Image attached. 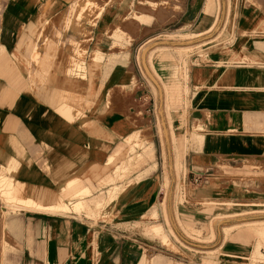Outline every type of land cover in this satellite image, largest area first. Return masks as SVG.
Segmentation results:
<instances>
[{
	"label": "crops",
	"instance_id": "1",
	"mask_svg": "<svg viewBox=\"0 0 264 264\" xmlns=\"http://www.w3.org/2000/svg\"><path fill=\"white\" fill-rule=\"evenodd\" d=\"M83 1L74 2L65 13V28L82 31L73 7ZM203 2L169 0L170 5L189 10L187 17L179 14L173 22L212 23V17L202 18L196 12ZM64 5L63 0H0V166L17 165L15 179L54 195L69 178L71 166L83 169L81 174L75 172L81 182L96 186L97 170H91L92 166H104L106 158L134 132L143 134L151 144L153 159L141 170L149 173L118 197L123 217L119 221L19 211L17 218L5 223L3 234L0 226V264H139L144 253H153V264H243L246 245L242 240L225 238L218 230L208 243L182 235L177 216L185 222L187 219L176 213L181 206L174 205V188L169 186L167 194L162 193L163 164L171 165V172L174 167L169 131L164 127L160 133L151 119L141 126L133 125L135 109L147 108L145 114L154 118L151 91L140 107L144 92L133 87L125 101L116 100L111 109L104 107L97 112L110 91L102 92L107 82L131 88L132 83L143 80L129 52L127 63L114 58L97 97V70L91 74L90 57L102 48L105 41L100 38L119 11L112 9L91 26L85 52L92 55L83 59L87 76L75 78L66 72L73 58L60 49L58 29L51 24L52 36L47 40L37 35L43 7L53 13ZM216 27H220L217 34H223L219 35L222 38L232 34L235 44L207 47L187 59L188 99L183 116L190 133L202 139L200 143L189 140L181 165L187 172L203 176V182L196 186L189 180L193 187L188 188L187 199L195 207L199 201L214 200L232 203L236 207L231 210H242L251 203L264 208V176L228 184L215 174L219 166L237 169L255 165L264 170V0H219L218 17L209 32ZM68 40L70 45L76 44L74 38ZM34 55L36 68L31 63ZM145 69L143 64V73ZM146 74L152 78L149 69ZM61 105L74 111L62 115L58 110ZM250 188L258 192L249 194ZM152 210L167 233L170 226L179 242L169 235L170 240L184 257L166 251L159 240L133 232V224ZM259 214L257 221L261 222L264 212ZM3 244L10 249L4 254ZM219 250L222 252L217 253Z\"/></svg>",
	"mask_w": 264,
	"mask_h": 264
},
{
	"label": "rangeland",
	"instance_id": "2",
	"mask_svg": "<svg viewBox=\"0 0 264 264\" xmlns=\"http://www.w3.org/2000/svg\"><path fill=\"white\" fill-rule=\"evenodd\" d=\"M63 1H65V5L63 7H59L58 10L53 13L48 12V10L45 11L46 7H43V16L41 17V20L37 22V35L40 36L41 34V36L44 35L45 37L44 39H42V37L40 40H47V38H51L52 35L49 29L52 24L58 29L59 34L57 38L60 40V49L62 51H66V54L64 53L65 55H71L73 59H89L92 54H87L85 51L87 50L86 46L91 40L89 37L90 30L93 29L91 26L96 23L98 24L99 18L107 14L112 9L118 10L119 14H113V22L111 23L109 29L103 32V38H100L105 41L102 44V49L107 50L108 53L103 52V54H101V57L98 58L99 63L94 65V68L91 70V74L97 70V85L102 84L104 79L103 70H105V64L110 62L112 57L116 58L119 62L125 61V63H127V53L129 54V52H131L130 57L133 59L132 61L135 64L136 69L140 72L141 79L143 80L136 84L132 83V85H130L131 88L125 87V85H123V87L117 85L119 86L117 87L110 84V82H107L105 87L102 89L103 93H107V91L110 90L109 94L107 95V100L105 101V110L109 108L111 109V106L116 100L125 101L127 95L131 94L129 91L131 89L133 90V87L134 89H139L138 91L144 92V99H142L140 104H138V107H140L142 102L148 101L147 95L148 92L151 91L155 100V113L153 115L154 118L151 116L148 117V115L145 114L148 111L147 108L135 109L133 125L135 127L141 126L143 123H146L148 119H151L153 120V123L155 122L157 125V130L160 133L161 130L166 127L167 132L169 131L171 140V158L174 160L175 155H179L181 162V159L183 160L189 140L194 142L197 139L195 138L196 135L190 133V131L186 128L185 119L183 116L185 115V109L187 106L188 93L187 95L185 94L181 85L184 82V77L182 76L180 70L184 67H187V59L194 52L200 53L207 47L217 46L219 44H222V46L225 44L233 46L235 44L233 35L231 34L229 37L225 38L220 37L223 35L221 33L217 34L218 30H220V27H216L214 28L215 30H213V32H209L208 28L211 26V22H173L172 19L179 14H181L183 18L187 17L189 10L188 7L183 8L178 7L177 5H170L169 0H90L91 5L81 7L82 13L81 16H79V23L83 29H81V32H77L72 28H65V22L63 18L66 16L65 13L72 6V4L78 0ZM203 1L205 2V0H200V3ZM204 2L202 6L200 4L197 7L198 9L196 12L198 14L202 15ZM215 7L206 18L214 17L216 11ZM233 9L234 7L230 5L229 12L232 13ZM99 12L101 16H98ZM229 24L231 26L230 30H232V23ZM118 29H120L123 33L120 34V38L115 40V34L118 32ZM216 34L218 36L213 38ZM69 35L70 37H68ZM68 38H74L76 44L70 45ZM97 40L99 39L97 38ZM34 56L35 57L31 58V63L33 68H36L38 61L36 60V55ZM238 62H244L247 65L251 64L249 61L240 59ZM55 63H57V61ZM143 64H145L146 68L144 73L142 70ZM97 65L99 66L98 69ZM124 67L125 65L122 69H124ZM147 69L150 70L152 78L147 77ZM174 70L177 72L176 75ZM74 77L82 78L79 75H75ZM175 78L179 83V88L177 89V93L174 96L170 91V83L171 80ZM163 83H165L164 85L167 86V95L165 93ZM152 86H154L156 90V95L151 90ZM140 94L141 93L139 92V95ZM102 107L104 109V102H102L99 106V108ZM79 109L80 107H78V111ZM100 114L101 113L97 115ZM180 114H182V118L177 116ZM77 115L80 116L79 112H77ZM138 134L140 135L141 139H138L135 144L139 147L131 150L130 158H134L136 153L141 152L142 155L140 158L143 161L141 165H138L134 168L131 167L128 169V171H126L125 174H123V176L117 177L115 165L119 163L118 160L106 168V173H103L102 177L100 175L101 172L99 173L100 176H97L96 186L92 185V183L88 181L81 182L79 180V177L75 174V172H79L80 174L83 173V169L81 167L80 169L82 171H80L78 168L70 171L69 177L72 178V176H75L77 178L76 182L79 184L78 187L80 188L82 186L91 187V195L94 198L105 197L106 193L110 191L114 185L118 186L120 189L122 188L123 190H125L127 187H132L136 182L142 179L146 173H149L148 170L145 172H142L141 170L144 169V166L148 164L149 160L153 159V151L151 158L146 155L148 152V144L150 143L142 137L143 134L142 136L139 132ZM172 138H174V142ZM125 141L126 139L123 141V145L121 147H126ZM150 149L152 150L151 146ZM126 157H128L127 154L122 156V158ZM120 164L121 162L119 163V166ZM162 171L164 175L162 193L167 194L169 186H171L172 189L174 188V205L175 207L177 205L181 206V209L176 210V213H180L181 218L187 219L185 222L179 219L177 216V222L183 236L191 238L195 241L208 243L213 241L215 237V231L217 232L218 230L225 238H237L240 241L242 240V243H245L246 246L244 247H246V253L244 255L245 257L243 264H264V252L261 253V251H264V237L261 235V233L264 232V222L254 224L255 221L260 219L258 218V216L261 215L259 213L264 212L263 207L254 206V204L251 203L248 207L242 208V210H231L235 209L236 207L232 203L214 200L199 201V205H196L198 207H195V204L189 203L187 199L188 188L196 186L193 182V175L191 172H189V170L187 172V170H185L182 165L179 166L178 170L174 169L173 167V171L171 172V165H167V163L163 164ZM17 174L18 170L14 173L13 177L17 178ZM215 174L217 177L222 179L223 182L233 184L237 182V180L243 181L255 178L257 176H264V170L255 165H242L237 169H230L227 166H219ZM132 175L135 176L131 177ZM7 176L9 177L10 175H8L5 167L0 166V182L3 181L2 179ZM172 179L174 181H172ZM189 180H191L193 186H189ZM65 182L63 185H60L59 188L65 186ZM0 184L1 188L2 182ZM222 189H224V187ZM0 190V226L2 227L1 233L3 234L4 229L6 228L5 223L9 222L11 219L17 218L19 211L25 209L20 206L12 207L9 204L7 205V202L5 201V192L3 191L4 188H1ZM2 192H4V194ZM256 192H258V190L255 188L249 189V194H254ZM121 194H123V192H121L120 195ZM118 197L115 199V201H113V203H110L106 209L104 208L106 211L105 214L100 216L98 219H88L104 221H119L123 219L118 206ZM246 211L248 212L246 213ZM76 216L85 217L84 215ZM156 217L155 211L152 210L150 215H146L143 220L133 224V232L136 231V236L144 237L145 239H151V241L153 239L160 241V238L148 233L152 225L160 224L163 227L164 234L167 235L171 244V247H166L163 245L165 247L164 249H167L166 251H175L181 253L179 250L175 249L172 240H170L171 236L175 241L179 242L170 226L166 223V225H168L167 233L161 221ZM228 226H231V228L226 229L225 227ZM183 227L187 229L188 227L193 228L194 231L189 232V230L183 229ZM211 228H213L214 237H211ZM8 231L13 232L14 230L8 229ZM156 240L155 243H159L156 242ZM255 243L256 246H254ZM1 250L3 254L10 251V249L4 244L1 246ZM216 252L221 253L222 251L219 250ZM152 255L153 253H144V256L139 264H153ZM180 255L181 257H184L182 253Z\"/></svg>",
	"mask_w": 264,
	"mask_h": 264
},
{
	"label": "bare ground",
	"instance_id": "3",
	"mask_svg": "<svg viewBox=\"0 0 264 264\" xmlns=\"http://www.w3.org/2000/svg\"><path fill=\"white\" fill-rule=\"evenodd\" d=\"M91 5V1L86 0L83 1L81 5H76L74 8V14L76 19H80L79 16H81L82 13V6H88ZM216 6V7H215ZM215 7V14H214V21H212L211 26L208 28V31L211 30V28L215 25L216 19L218 17V9H219V3L218 0H205L204 2V9L202 13V18L208 17V15L213 11ZM84 10V9H83ZM95 12V10H94ZM98 16H100V12L98 13ZM140 17V16H139ZM130 22V21H129ZM123 33L120 29H118V32L115 34V40L120 38V34ZM103 49L98 48L97 52H95L94 55H92L91 58V66L94 68V65L98 64V58L101 57V54H103ZM166 58V56H165ZM108 64V65H107ZM105 64V70H103L104 79L105 81L107 75L109 74V71L111 70L113 64H114V57H112L111 61ZM99 66L97 65V69ZM67 74L71 77H74L75 75H79L82 78L87 76L86 67L84 64L83 59H72L69 63V66L67 68ZM176 75V70H174ZM182 76L184 77V82L181 84L185 94L188 93L187 88V80H188V68L184 67L180 70ZM176 77V76H175ZM186 80V81H185ZM164 90L166 95L168 94L166 92L167 86L164 85ZM171 86L170 91L172 92V95L175 96L177 93V89L179 88V83L177 79L171 80ZM125 85V83H123ZM122 85V86H123ZM126 87V85H125ZM102 86L100 84L97 85V97L99 93H101ZM152 92L156 95V90L154 86H152ZM109 92L107 93V95ZM107 95L105 97V101L107 100ZM112 97V96H111ZM99 103H97L98 105ZM106 103H104L105 107ZM102 108H98V111H101ZM59 113L62 115L69 114L71 115L72 111L74 109L69 105H61L59 107ZM76 112V111H75ZM198 143L201 142L202 137L200 135L195 137ZM140 138V135L138 132H134L130 136L126 138L125 145L126 147H118L115 151L110 154L105 162L104 166H92L91 170H94V172L97 170V176H100L103 173H106V168L112 164H114L116 161L119 160V163L121 162L120 166L119 163L115 165L116 170V176L121 177L123 174L128 171L131 167H136L138 165H141L143 161L141 160V152L136 153L134 158H130V152L132 149L139 147L135 143ZM173 142L175 141L174 138H172ZM150 144H148V152L146 153L149 158L152 157V150L150 149ZM127 154L128 157L122 158L123 155ZM10 157V156H9ZM148 159V158H147ZM17 161V160H16ZM181 165L179 155H175L174 157V169H179V166ZM80 171V167H77ZM117 168V169H116ZM9 177H5L2 179V189L4 188L5 192V201L7 202V205H11L12 207L20 206L25 210L29 211H39L49 214H70L73 213L75 215H84L87 218H99L103 214L106 213L104 208L115 201V199L120 195L121 192L125 191L122 188L120 189L118 186L114 185V187L106 193L105 197H92L91 195V187L82 186L81 188L78 187L77 178L75 176H72V178H68L65 182V186H62L59 188L58 192L56 194H51L47 192L45 189H42L40 187H35L33 185H29L25 182L18 181L13 177L14 173L18 170L17 165H9L5 168ZM75 167H70V170L73 171ZM114 171V170H113ZM101 172V173H100ZM115 172V171H114ZM100 173V175H99ZM0 182V183H1ZM1 185V184H0ZM0 188V189H1ZM1 191V190H0ZM4 192H2L4 194ZM1 194V195H3ZM4 197V196H3ZM2 198V196H1ZM5 203V202H4ZM164 206V202L162 203ZM10 206V207H11ZM180 222V221H179ZM264 221H255V223H263ZM166 223L168 224L167 220ZM181 226V224H180ZM182 227V226H181ZM226 229L231 228V226L225 227ZM183 229H187L183 227ZM189 232L194 231L193 228L188 227ZM158 238H160V242L162 245L166 247H171V244L168 240V237L166 234H164L163 227L160 224H154L150 227L149 232ZM211 237H214V231L213 228H211L210 231ZM261 235L264 237V232L261 233Z\"/></svg>",
	"mask_w": 264,
	"mask_h": 264
},
{
	"label": "built area",
	"instance_id": "4",
	"mask_svg": "<svg viewBox=\"0 0 264 264\" xmlns=\"http://www.w3.org/2000/svg\"><path fill=\"white\" fill-rule=\"evenodd\" d=\"M192 175H193V182L195 183V185H199L200 183L203 182L202 174L193 172Z\"/></svg>",
	"mask_w": 264,
	"mask_h": 264
}]
</instances>
